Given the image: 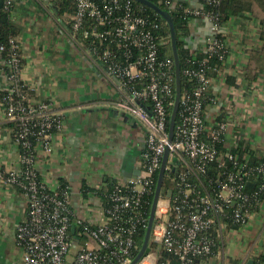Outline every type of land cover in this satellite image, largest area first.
<instances>
[{"label":"built area","instance_id":"1","mask_svg":"<svg viewBox=\"0 0 264 264\" xmlns=\"http://www.w3.org/2000/svg\"><path fill=\"white\" fill-rule=\"evenodd\" d=\"M2 1L6 7L16 4ZM36 1L53 18L51 6L57 0ZM70 1L75 12L62 17V24L71 41L86 61L104 67L115 89V104L142 128L139 173L116 176L114 190L103 193L105 198L80 192L85 211L78 214L62 169L46 167L54 162V139L65 129L64 118L52 100L25 92L30 88L22 78L20 38L12 37L9 46L0 44V64L6 68L0 70V108L4 120L17 124L18 154L13 166L0 165V184L15 185L25 198V217L15 228L22 264H131L141 248L138 234L147 230L153 203L149 196L166 152L163 182L171 180L173 188L163 189L162 182L149 245L135 264H247L251 259L264 264L259 242L264 234V183L261 192L244 190L254 173L264 175V163L249 164L251 150L264 155V140L252 137L254 125L264 122V75L248 82L243 63L235 60L237 46L243 62L249 49L261 46V25L253 20L246 34L231 23L221 25L204 7L220 0H162L192 16L190 53H204L183 70L190 84L181 90L170 137L175 61L160 57L166 41L154 35L158 22L129 1ZM107 37L115 40V50L93 46L92 38ZM244 37L250 42L240 48ZM214 57L223 62L212 63ZM228 74L236 75L234 84H229ZM221 82L230 88L229 95L218 93ZM211 162L217 166L213 188L203 182ZM164 253L167 257L161 259Z\"/></svg>","mask_w":264,"mask_h":264},{"label":"crops","instance_id":"2","mask_svg":"<svg viewBox=\"0 0 264 264\" xmlns=\"http://www.w3.org/2000/svg\"><path fill=\"white\" fill-rule=\"evenodd\" d=\"M56 2L51 6V18L36 0H16L14 18L20 26L22 78L30 95L52 100L64 118L65 129L54 139V162L46 167L62 169L72 203L82 214L84 183L101 189L108 177L138 174L142 128L135 117L115 104V89L105 78L104 67L86 61L71 41L62 24V17L71 13L59 12ZM232 31L237 37L238 32ZM238 48L235 60L244 57ZM216 88L223 95L231 91L222 82ZM252 133L256 141L264 140V122L254 125ZM12 136L13 127L4 120L0 108V165L11 167L17 160ZM25 206V198L16 187L0 184V264H22L23 249L16 243L15 228L25 217ZM259 242L264 245V234Z\"/></svg>","mask_w":264,"mask_h":264},{"label":"trees","instance_id":"3","mask_svg":"<svg viewBox=\"0 0 264 264\" xmlns=\"http://www.w3.org/2000/svg\"><path fill=\"white\" fill-rule=\"evenodd\" d=\"M101 2V0H96ZM122 3L130 2L131 6L139 13L145 14L148 16L150 20L155 19L159 26L157 28H153L154 35L160 40L163 39L166 41L165 44L161 45L160 49V57L169 56L173 58V49H172V41H171V30L169 24L166 22L162 16L157 13L153 8L143 4L138 0H119ZM155 2L162 9L168 10L171 14V17L174 22V28L176 31V43L177 50L179 54L180 67H181V90H186L188 83V78L184 75L183 70L186 66L192 64L191 60H194L195 57L200 58L204 53L201 51H197L196 55H191L190 53V42L193 41L195 36H193L190 31V22L192 21V16L186 14L181 7H167L162 0H150ZM56 4L60 7V11L68 10L70 13L75 12L74 3L70 0H57ZM42 7V6H41ZM204 7L208 10H212L218 16V22L221 25H236L237 28L243 33L249 32V27L251 26L252 21L254 20L256 24L261 25L260 33L258 34L259 39L261 40V46L259 48L249 49V55L245 62H243V58H240L238 62H242V71L243 76L248 82H252L253 80H257L258 77L264 75V0H220L218 3H206ZM43 8V7H42ZM44 9V8H43ZM16 4L10 7H6L5 1L0 2V44H4L6 46L10 45V39L16 35H18L20 26L16 18ZM231 21V22H230ZM92 24V21L90 22ZM246 37V36H245ZM240 41V48H244L250 39L245 38ZM81 38V36H80ZM94 42L93 46H96L101 50L105 46H109V48L115 50V43L112 41L111 37L107 38H92ZM201 50V48H199ZM136 52V51H134ZM4 55L5 52H4ZM1 57V56H0ZM123 59V57H121ZM120 59V60H122ZM245 59V58H244ZM223 62L222 60H218L217 58L212 59V63ZM194 65V64H193ZM6 70L0 64V70ZM236 81V75H231L228 77L229 84H234ZM176 84L174 83V86ZM25 92L30 95V89H26ZM172 110V108H171ZM13 127V142L16 138V130L17 124L15 122H9ZM32 140L35 138L32 137ZM251 159L249 161L250 165H259L260 163H264V155L258 156L253 150L250 151ZM208 171L203 176V182L206 187H215V179L213 177L216 176L217 166L215 163L211 162L207 165ZM250 182L245 183L244 190L250 193L253 192H261L260 186L264 183V175L254 173L250 178ZM116 180L115 177H108L105 181L104 187L101 189L90 186L87 182L83 184L84 195H87V192H98V196H102L105 198L103 193L105 192H113ZM15 187V185H12ZM156 185L153 186L151 190V194L149 196L150 203L153 201L154 194L156 192ZM163 189H171L173 188V183L171 180L165 178L163 182ZM17 188V187H16ZM19 189V188H17ZM169 192V191H168ZM146 230H140L138 234V242L141 247ZM153 246V244H151ZM161 259L166 258L167 254H162ZM264 257V255H263Z\"/></svg>","mask_w":264,"mask_h":264},{"label":"water","instance_id":"4","mask_svg":"<svg viewBox=\"0 0 264 264\" xmlns=\"http://www.w3.org/2000/svg\"><path fill=\"white\" fill-rule=\"evenodd\" d=\"M138 1L142 2L143 4H145L151 8H153L157 13H159L162 16L163 19L166 20V22L170 26L172 49H173V58L175 61V73H176V98H175V103L173 106L172 115H171V122H170V137H172L175 119H176V115H177V110H178V106H179V102H180V95H181V67H180L179 54H178V50H177L176 31L174 28V22H173V19L171 17V14L167 10L162 9L160 6H158L155 2L150 1V0H138ZM0 2H2V0H0ZM166 158H167V152L164 156V160H163V163H162V166L160 169L158 184L156 187V192H155V196H154L152 207H151L150 217L148 220V226H147V230L145 233L144 241L142 243V246H141L138 254L134 258V260L131 262V264H135L136 262L139 261V259L144 255V253L147 250L148 245H149V241L151 238L152 226H153V222H154L156 203H157V200L160 196L164 172H165L164 168H165ZM169 194H170V192H169ZM73 230H74V227H73ZM247 264H253V260L252 259L249 260L247 262Z\"/></svg>","mask_w":264,"mask_h":264}]
</instances>
